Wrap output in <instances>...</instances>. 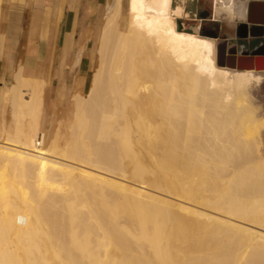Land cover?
<instances>
[{
  "label": "bare ground",
  "instance_id": "6f19581e",
  "mask_svg": "<svg viewBox=\"0 0 264 264\" xmlns=\"http://www.w3.org/2000/svg\"><path fill=\"white\" fill-rule=\"evenodd\" d=\"M122 3L61 139L55 128L46 144L20 71L2 93L0 264H264V116L250 96L264 57L227 67L228 41L181 30V4L130 0L123 25Z\"/></svg>",
  "mask_w": 264,
  "mask_h": 264
},
{
  "label": "crops",
  "instance_id": "0c3cea01",
  "mask_svg": "<svg viewBox=\"0 0 264 264\" xmlns=\"http://www.w3.org/2000/svg\"><path fill=\"white\" fill-rule=\"evenodd\" d=\"M110 1L1 0L0 125L11 122L2 93L20 71L41 99V135L52 138L65 130L74 96L89 90Z\"/></svg>",
  "mask_w": 264,
  "mask_h": 264
},
{
  "label": "rangeland",
  "instance_id": "374dc122",
  "mask_svg": "<svg viewBox=\"0 0 264 264\" xmlns=\"http://www.w3.org/2000/svg\"><path fill=\"white\" fill-rule=\"evenodd\" d=\"M251 1L253 0H211V4H208V3L201 4V0H173V3H174L173 5L177 6L181 4L184 7V10L186 12L181 18L177 20L178 24H180L179 26H181L180 27L181 30L193 32L197 34H199V31H200L201 32L200 34L202 35L210 33V32L211 34L215 33L218 36L217 39L219 38L226 39L230 47H233L234 49L239 51L241 50L243 45L247 48L250 45V43L254 45L258 43V41H254L253 38L240 39L237 37V33H236L238 25L240 23L247 22V10H248V5ZM110 4H111V1L108 3L107 15L110 10V6H111ZM122 6H123L122 22L124 25L125 22L127 23L126 19L129 18L130 16L129 14H131L130 13L131 12L130 0H123ZM212 6L214 9L212 8ZM207 8H209L208 9L209 14L207 16H204L203 13L206 11ZM226 8L227 9L233 8V10H235V13H233V15L231 16L228 13V10ZM97 59H98V53H97ZM97 65L98 63H96L95 69ZM218 66H222V65H218ZM261 74H262V80L256 83L253 87H251L250 96H252L251 102L254 106H256V111L258 109L257 113L259 115L261 114L263 117L264 116V68L263 70H261ZM12 121L13 119L11 117V122ZM261 134H263L261 137H262V141L264 145V128L262 129ZM59 136L61 139L62 133H59ZM3 138H4V134L1 133L0 131V141ZM52 138H50L49 136L46 137V141L48 140L46 144H48L50 142L49 140ZM149 158L151 157L144 156L141 158V160L144 162L146 167H150L151 165H153V161H151L152 159L150 160ZM148 159L152 163H150ZM132 160H135V157L134 159L133 157L132 159L129 157L124 158V163L126 166H128L129 169L134 167V164L130 162ZM136 161L134 162L136 163ZM129 169L127 171L130 173H127V175L129 174L130 178L134 177V173H135L134 171H136L135 170L136 167L132 169L131 171H129ZM145 174L146 172L144 173V175ZM148 176L149 177L151 176V179L153 177L151 173L148 174ZM148 176L145 175L146 178ZM149 177L146 179L147 181L148 179L150 180ZM197 209H202V208L197 207ZM196 253L198 254V252ZM196 253L195 255H197ZM198 255H200V253Z\"/></svg>",
  "mask_w": 264,
  "mask_h": 264
},
{
  "label": "water",
  "instance_id": "95a60500",
  "mask_svg": "<svg viewBox=\"0 0 264 264\" xmlns=\"http://www.w3.org/2000/svg\"><path fill=\"white\" fill-rule=\"evenodd\" d=\"M237 37L240 39L247 38H264V1L253 0L248 5L247 22L240 23L237 27ZM232 49V51L230 50ZM226 59L219 57L218 62L227 67H235V62L238 60L237 67L243 68V60L255 67L256 60L259 57H264V40L254 49L250 50L244 45L241 50L237 51L229 46Z\"/></svg>",
  "mask_w": 264,
  "mask_h": 264
},
{
  "label": "flooded vegetation",
  "instance_id": "af4514ba",
  "mask_svg": "<svg viewBox=\"0 0 264 264\" xmlns=\"http://www.w3.org/2000/svg\"><path fill=\"white\" fill-rule=\"evenodd\" d=\"M261 42H262V41H258V43L255 44V45L250 43V45H249L247 48H249L250 50H252V49H254L255 47H257ZM241 44H242V43H241Z\"/></svg>",
  "mask_w": 264,
  "mask_h": 264
}]
</instances>
